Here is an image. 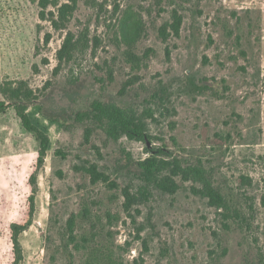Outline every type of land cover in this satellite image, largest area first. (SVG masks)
Segmentation results:
<instances>
[{"label":"rangeland","instance_id":"obj_1","mask_svg":"<svg viewBox=\"0 0 264 264\" xmlns=\"http://www.w3.org/2000/svg\"><path fill=\"white\" fill-rule=\"evenodd\" d=\"M67 2L0 0V100L30 90L26 112L49 138L37 169L35 134L12 106L0 113V264H264V0H78L56 26ZM85 27L88 46L60 62ZM95 101L125 108L148 137L77 117ZM158 147L203 167L250 226L200 183L144 179L138 162Z\"/></svg>","mask_w":264,"mask_h":264},{"label":"trees","instance_id":"obj_2","mask_svg":"<svg viewBox=\"0 0 264 264\" xmlns=\"http://www.w3.org/2000/svg\"><path fill=\"white\" fill-rule=\"evenodd\" d=\"M68 1L69 2L63 3L60 6L58 17L52 20L56 26L66 25L67 22H69V20L72 18L74 11L77 9L78 0ZM87 35V27L83 28L77 35H75L73 32H70L67 38H65L62 47L58 51L59 61H69L73 56L74 50L78 49L79 47H81V50L85 49L88 46ZM95 43H97V40H95ZM10 92L12 93L9 98L11 100L10 103H6L5 100H0V113H3L7 108L12 106L16 112V115L21 120L22 126L27 131L35 134L39 141L36 165L38 169L41 167L44 161L46 150L49 145V138L44 131H42L31 121L29 115L26 112L29 103L26 101H29L31 97V91L26 87L21 86L20 88H13ZM92 105L93 109L80 112L77 114V117L79 118L81 116L86 117L91 115V117L95 118L94 120L96 122L102 125L104 124L108 134L114 138H118L119 134L127 135L132 139H145L148 137L147 133H145V126L143 122L140 120H135L133 115H129L125 108H121L115 104H103L98 101H95ZM150 151L152 152L151 156L138 162V166L141 169L140 174L144 179L151 182L160 190L174 185L173 177L175 176H180L182 179L192 180L194 182L200 183V193L208 198V201L211 205L221 208L226 219H236L239 225L242 226V224H244L246 227L250 226L248 218L243 215L240 210L236 208L217 187L213 185L210 177L207 175L203 167L193 166L190 164L182 165L181 161L177 158L167 160L166 158H163V156L167 155L168 152L163 147H158ZM84 169L93 175L96 180H108V176L103 172L98 171L95 165L86 167ZM126 193L128 199L131 200L135 198L133 194L128 192ZM248 209L250 210L249 217L251 218V211L253 210L252 204H248ZM73 225L74 220L69 218L67 225V232L69 236L73 232ZM21 230H23V226L21 224H11V241L15 259L21 258V245L18 236ZM85 241L86 238L83 239V242ZM91 252H95L96 259L99 257V255L103 259V256L99 253V251H97L96 248H92Z\"/></svg>","mask_w":264,"mask_h":264}]
</instances>
